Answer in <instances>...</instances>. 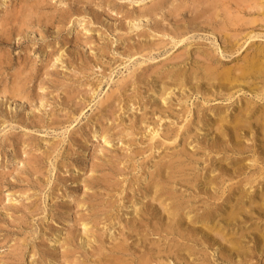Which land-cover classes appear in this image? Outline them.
<instances>
[{"label":"rangeland","instance_id":"374dc122","mask_svg":"<svg viewBox=\"0 0 264 264\" xmlns=\"http://www.w3.org/2000/svg\"><path fill=\"white\" fill-rule=\"evenodd\" d=\"M204 2L207 0H0V32H14L11 43H0V57L7 55L6 64L0 65V264L84 260L79 240L84 233L82 222L92 221V214H101L104 208L101 196L90 198L95 191L105 192L94 175L113 173L107 160L118 162L127 153L118 134L123 128L121 118L117 120L125 102L112 100L103 110V101L113 91L119 94L117 88L123 81L134 82L143 69L147 73L163 69L189 50L217 48L221 38L216 42L209 32L193 27L186 35L189 39L175 46L178 26L190 25L208 7ZM230 13L235 16L232 33H262L235 56L220 57L225 67H236L244 61L242 57L264 47V23L257 0H234ZM133 19L146 22L132 27L129 22ZM22 22L26 27L20 36L17 31ZM155 41L160 46L155 47ZM144 43L156 44L153 51L138 53ZM17 84L24 86L23 101L10 99ZM242 92L234 100L250 94ZM196 96L191 103L200 102ZM43 101L45 106H41ZM138 107L126 109L123 117L140 116L143 110ZM103 131L111 144L105 142ZM102 228L100 224L97 232ZM70 233L76 235V241L62 246ZM58 237L61 242L53 248L51 241ZM67 248L75 250L69 257Z\"/></svg>","mask_w":264,"mask_h":264},{"label":"bare ground","instance_id":"6f19581e","mask_svg":"<svg viewBox=\"0 0 264 264\" xmlns=\"http://www.w3.org/2000/svg\"><path fill=\"white\" fill-rule=\"evenodd\" d=\"M233 1L207 0L208 7L190 25L177 28L175 46L189 39L193 27L209 32L216 42L221 38L217 48L189 50L163 69H143L134 82L120 83L119 94L113 91L103 101V110L112 100L125 102L117 120L127 153L118 162L107 160L113 173L94 175L105 192L95 191L90 198L101 196L104 208L92 214V221L82 222L84 260L67 259L68 264H264V47L242 57L241 66L225 67L220 57L242 52L262 34L232 33ZM257 9L264 23V0H257ZM25 27L20 24L18 35H24ZM9 31L0 32L1 44L13 41ZM156 43L141 44L138 53L153 51ZM242 91L249 96L234 100ZM23 94L24 86L17 84L9 96L23 101ZM195 94L200 102L191 103ZM136 104L141 115L123 117ZM255 225L256 231L249 229ZM75 241L70 233L62 246ZM60 242L52 239V247Z\"/></svg>","mask_w":264,"mask_h":264}]
</instances>
